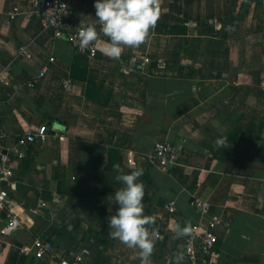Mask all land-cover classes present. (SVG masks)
I'll list each match as a JSON object with an SVG mask.
<instances>
[{"label": "crops", "instance_id": "obj_1", "mask_svg": "<svg viewBox=\"0 0 264 264\" xmlns=\"http://www.w3.org/2000/svg\"><path fill=\"white\" fill-rule=\"evenodd\" d=\"M93 5L71 8L90 24ZM157 5L145 42L113 60L102 34L90 57L55 38L30 0H0V143L11 147L44 125L50 134L24 149L5 183L22 227L0 234V264H60L68 252L83 254L82 264H141L138 249L109 236L122 187L114 165L144 169V215L161 234L151 264H207L201 249L194 262L185 257L186 238L174 229L213 215L224 223L212 261L264 264V0ZM163 141L180 149L168 170L154 155ZM6 220L0 212V229ZM37 237L54 243L53 255L36 257Z\"/></svg>", "mask_w": 264, "mask_h": 264}, {"label": "clouds", "instance_id": "obj_2", "mask_svg": "<svg viewBox=\"0 0 264 264\" xmlns=\"http://www.w3.org/2000/svg\"><path fill=\"white\" fill-rule=\"evenodd\" d=\"M93 6L94 22L78 26L79 48L87 49L102 34L107 38L102 53L113 60L121 57L124 46L143 44L158 18L157 0H94ZM215 143L223 147L225 140L218 138ZM114 170L115 180L122 187L112 195L116 211L107 218L109 236L129 249H138L141 264H151L158 234L150 227L155 224V218L144 215L145 186L140 180L144 169L138 167L125 173L119 165H114ZM189 231L186 225L176 224L174 238L186 236Z\"/></svg>", "mask_w": 264, "mask_h": 264}, {"label": "built area", "instance_id": "obj_3", "mask_svg": "<svg viewBox=\"0 0 264 264\" xmlns=\"http://www.w3.org/2000/svg\"><path fill=\"white\" fill-rule=\"evenodd\" d=\"M35 12L44 22L47 28H51L55 38L66 39L77 51L86 53L90 57L97 55V48L94 44H90L87 49L81 50L78 44V32L80 23L84 24L77 12L71 8L73 0H30ZM14 17V15H12ZM54 21V22H52ZM23 54H27L26 47L20 48ZM1 67V62H0ZM41 77L46 75V69L43 68L39 74ZM3 82L2 73L0 72V85ZM64 89L72 90V81L64 82ZM264 90V80L262 82ZM50 137L49 129L46 125L40 126L36 130H30L24 136L20 137L16 144L11 147H4L0 143V212L6 217L5 225L0 229L3 236H12L22 227V221L13 211L10 203V194L5 184L13 176L12 165L17 158L23 155L24 149L32 144H45ZM179 147L172 142H158L154 148V155L159 160L161 167L168 170L177 162L179 156ZM130 164H135L133 159H129ZM44 206L45 204H40ZM167 208L174 212V204L171 203ZM224 220L221 216L213 215L206 223H194L188 225L189 234L186 238V251L184 253L188 260L195 261V253L198 249L209 258L207 264H218L217 261L211 260V253L216 245V229L223 225ZM161 237L160 233H157ZM33 249L36 257L42 259L54 253V243L50 240L37 237L34 240ZM28 254L29 251H26ZM211 257V258H210ZM84 260L83 254L68 252L61 258L60 264H82Z\"/></svg>", "mask_w": 264, "mask_h": 264}]
</instances>
